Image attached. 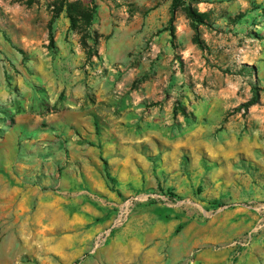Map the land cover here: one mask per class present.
<instances>
[{"label": "rangeland", "instance_id": "374dc122", "mask_svg": "<svg viewBox=\"0 0 264 264\" xmlns=\"http://www.w3.org/2000/svg\"><path fill=\"white\" fill-rule=\"evenodd\" d=\"M172 3L0 0V138L72 124L27 149L40 170L12 195L0 264H109L141 210L170 228L171 264H264V0L193 3L202 48L181 8L172 37Z\"/></svg>", "mask_w": 264, "mask_h": 264}, {"label": "crops", "instance_id": "0c3cea01", "mask_svg": "<svg viewBox=\"0 0 264 264\" xmlns=\"http://www.w3.org/2000/svg\"><path fill=\"white\" fill-rule=\"evenodd\" d=\"M59 124L62 126L57 124L51 129L44 130L38 125L26 127L23 126L24 122H18L9 127L8 131L0 138V227L16 225V223H10L11 215H17L19 210V205L17 201H14L12 195H18L22 191L20 186L26 175L33 177L40 170L30 165L33 156L27 151L33 152V150L27 149L38 142H44L45 146L47 144L50 146L56 139L57 130H62L65 125H72L68 122ZM49 161L50 173L53 175V172H57L55 175L57 181L58 164L51 157ZM12 181L16 185L12 186ZM29 191L33 195L36 192L33 188ZM141 212V214L134 215L126 227L114 233L108 249L111 252V255L108 256L109 264H126L125 260L124 262L118 261V253L125 252L124 259H127L131 251L136 252L132 256L135 255L137 260H146L143 261V264H171L170 228L164 222L150 216V211L141 210ZM16 220L19 221V219ZM2 241L3 243L12 242L8 239H0V242ZM228 258V252L201 251L196 254L192 262L188 259L187 264H228Z\"/></svg>", "mask_w": 264, "mask_h": 264}, {"label": "trees", "instance_id": "16d2710c", "mask_svg": "<svg viewBox=\"0 0 264 264\" xmlns=\"http://www.w3.org/2000/svg\"><path fill=\"white\" fill-rule=\"evenodd\" d=\"M198 0H173L172 6H171V19H170V33L172 35V37H175V32L172 28L173 23L175 21V14L178 11V9H183V11L185 12V14L187 15V17L189 18V20L192 23V26L194 28V30L196 31V35L194 37V41L196 44H198L201 48H202V42L199 38V31H198V27L201 25L204 26H209V22H208V16L205 13H201L199 12L196 8L193 7V3L197 2ZM72 26H75V19L72 17ZM258 103V98L256 95V98H254L251 102H250V106L255 105ZM109 179V177H108ZM181 229V227L179 228Z\"/></svg>", "mask_w": 264, "mask_h": 264}]
</instances>
